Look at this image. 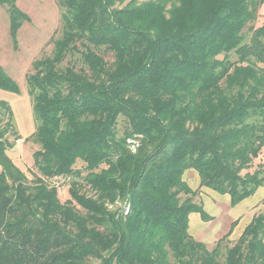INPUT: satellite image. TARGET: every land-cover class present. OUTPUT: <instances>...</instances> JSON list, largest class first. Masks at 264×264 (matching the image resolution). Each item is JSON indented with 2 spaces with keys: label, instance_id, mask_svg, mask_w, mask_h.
I'll use <instances>...</instances> for the list:
<instances>
[{
  "label": "trees",
  "instance_id": "16d2710c",
  "mask_svg": "<svg viewBox=\"0 0 264 264\" xmlns=\"http://www.w3.org/2000/svg\"><path fill=\"white\" fill-rule=\"evenodd\" d=\"M59 3L60 35L27 75L32 180L0 99V264H264V211L209 249L189 231L191 213L211 216L184 178L232 206L264 186V162L249 171L264 153V24L245 31L264 0ZM0 5L15 36L29 17ZM0 89L19 91L1 64Z\"/></svg>",
  "mask_w": 264,
  "mask_h": 264
},
{
  "label": "rangeland",
  "instance_id": "374dc122",
  "mask_svg": "<svg viewBox=\"0 0 264 264\" xmlns=\"http://www.w3.org/2000/svg\"><path fill=\"white\" fill-rule=\"evenodd\" d=\"M59 2L60 0H17V6L28 15L29 19L22 23L15 36L12 34L9 13L6 7L0 5V64L14 79L19 89L17 93L0 89V99L6 100L10 104L15 127L21 135V139L8 153L30 180L37 173L33 162V153L38 146L31 138L36 129V122L33 117L32 98L28 93L27 75L33 71V61L36 58L51 53L52 38H57L60 35L61 7ZM263 24L264 3L259 8L255 20L250 22L245 29L247 38L251 35L249 27ZM120 122L123 123V121ZM262 162H264V153L254 160L249 171H254ZM184 178L197 191L195 201L205 203L206 211L214 214V219L205 223L199 213H193L189 231L194 238L204 242L209 249H213L230 230L233 219L229 215L239 207L226 204V197L215 195L211 190L200 186V181L194 179L192 175L185 173ZM70 181L71 178L65 176L51 180V183L58 188L62 202L70 198L68 192ZM257 205L259 207L256 210L259 209V213L264 211V197L258 201ZM237 239L232 238L231 235L222 239V250L226 244ZM90 264L100 263L96 259H90Z\"/></svg>",
  "mask_w": 264,
  "mask_h": 264
},
{
  "label": "crops",
  "instance_id": "0c3cea01",
  "mask_svg": "<svg viewBox=\"0 0 264 264\" xmlns=\"http://www.w3.org/2000/svg\"><path fill=\"white\" fill-rule=\"evenodd\" d=\"M185 173H188V174L192 175L194 179H197V180L200 181L198 173L194 169H189ZM205 188L211 190L215 195H220V196L226 197L225 198L226 204L229 203L231 205L230 196L228 194H220V193H218V192H216V191H214V190H212V189H210L208 187H205ZM263 197H264V186H261V187H259L257 189V191L253 195L245 198L244 200H242L241 202H239L238 204L235 205V207H239V209L234 211V212H232L229 215L233 219L232 222H231V227H230V230H231L230 235L232 236V238H239L240 235L242 234L244 228L250 223L252 218L256 214L259 213L258 212L259 209L256 210L259 207L257 205V203ZM204 204H203V206H204V209H205V205ZM256 205H257V207H256ZM232 207H234V206H232ZM261 207H262V205H261ZM205 211H206V209H205ZM260 212H263V211H260ZM207 213L211 216V219L207 220V221L204 220L205 223L210 222V221H212L214 219V214L209 213V212H207ZM192 215H193V213L190 214V220H191ZM189 225H190V222H189Z\"/></svg>",
  "mask_w": 264,
  "mask_h": 264
},
{
  "label": "built area",
  "instance_id": "2783aa9c",
  "mask_svg": "<svg viewBox=\"0 0 264 264\" xmlns=\"http://www.w3.org/2000/svg\"><path fill=\"white\" fill-rule=\"evenodd\" d=\"M137 146H138L137 144H134V145L132 146V148L135 150Z\"/></svg>",
  "mask_w": 264,
  "mask_h": 264
}]
</instances>
